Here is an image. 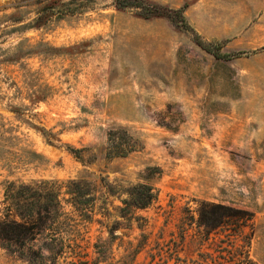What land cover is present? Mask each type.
<instances>
[{
    "label": "rangeland",
    "instance_id": "374dc122",
    "mask_svg": "<svg viewBox=\"0 0 264 264\" xmlns=\"http://www.w3.org/2000/svg\"><path fill=\"white\" fill-rule=\"evenodd\" d=\"M49 1L0 0V211L10 182L79 180L97 201L75 216L83 257L47 229L0 264H264V0H150L228 60L115 0ZM137 184L145 208L122 203Z\"/></svg>",
    "mask_w": 264,
    "mask_h": 264
},
{
    "label": "trees",
    "instance_id": "16d2710c",
    "mask_svg": "<svg viewBox=\"0 0 264 264\" xmlns=\"http://www.w3.org/2000/svg\"><path fill=\"white\" fill-rule=\"evenodd\" d=\"M61 6V0H50L43 5L42 11H49ZM118 9L134 8L136 14L144 19L166 17L176 26L186 29L192 33L194 42L205 51L212 54L215 58L231 59L236 54L223 53L220 51L219 42H206L189 25L184 15V8H170L150 0H115ZM75 7H64L58 9L59 14H71ZM48 13L38 16L36 25L40 26L47 20ZM76 152L77 149H70ZM109 156H125L133 149L124 148L120 145L108 147ZM77 156V155H76ZM57 186L55 183L41 181L39 183H8L4 195V206L0 211V245L5 241L12 240H35L37 235L47 229L51 235V240L58 239L61 248H66L73 257H83L84 239L79 228V221H92L90 213L93 211V204L97 198L91 197L86 184L83 181L68 180ZM64 187V191H61ZM87 196V197H85ZM87 198V199H84ZM156 199L154 188L149 184H137L128 192V198L123 199L125 206L133 208H145ZM92 204V205H91ZM69 206V210H65ZM79 216L80 220L75 218ZM111 233V231L109 230ZM89 245V243H87ZM95 250L97 245H93ZM108 249V246L104 247ZM62 250L54 255H59ZM139 251L135 252L134 256ZM243 255L244 251L236 253ZM246 256V254H245ZM134 260V259H133ZM240 264V263H239Z\"/></svg>",
    "mask_w": 264,
    "mask_h": 264
}]
</instances>
